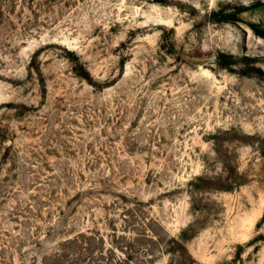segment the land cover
Returning <instances> with one entry per match:
<instances>
[{
  "label": "rangeland",
  "instance_id": "374dc122",
  "mask_svg": "<svg viewBox=\"0 0 264 264\" xmlns=\"http://www.w3.org/2000/svg\"><path fill=\"white\" fill-rule=\"evenodd\" d=\"M0 264H264V0H0Z\"/></svg>",
  "mask_w": 264,
  "mask_h": 264
},
{
  "label": "trees",
  "instance_id": "16d2710c",
  "mask_svg": "<svg viewBox=\"0 0 264 264\" xmlns=\"http://www.w3.org/2000/svg\"><path fill=\"white\" fill-rule=\"evenodd\" d=\"M260 34V33H259Z\"/></svg>",
  "mask_w": 264,
  "mask_h": 264
}]
</instances>
